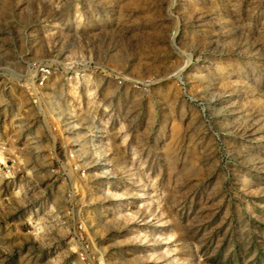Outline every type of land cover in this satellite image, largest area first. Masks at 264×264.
Segmentation results:
<instances>
[{"label": "rangeland", "instance_id": "1", "mask_svg": "<svg viewBox=\"0 0 264 264\" xmlns=\"http://www.w3.org/2000/svg\"><path fill=\"white\" fill-rule=\"evenodd\" d=\"M1 159L0 264H264V0H0Z\"/></svg>", "mask_w": 264, "mask_h": 264}, {"label": "built area", "instance_id": "2", "mask_svg": "<svg viewBox=\"0 0 264 264\" xmlns=\"http://www.w3.org/2000/svg\"><path fill=\"white\" fill-rule=\"evenodd\" d=\"M41 71H42V74L43 75L40 78V85L43 86L44 83H45V81H46V79L50 76L51 71L49 69H47V68H42Z\"/></svg>", "mask_w": 264, "mask_h": 264}, {"label": "bare ground", "instance_id": "3", "mask_svg": "<svg viewBox=\"0 0 264 264\" xmlns=\"http://www.w3.org/2000/svg\"><path fill=\"white\" fill-rule=\"evenodd\" d=\"M0 161L3 162V163L5 162L3 159H1Z\"/></svg>", "mask_w": 264, "mask_h": 264}]
</instances>
